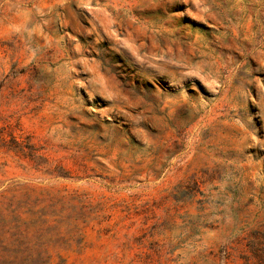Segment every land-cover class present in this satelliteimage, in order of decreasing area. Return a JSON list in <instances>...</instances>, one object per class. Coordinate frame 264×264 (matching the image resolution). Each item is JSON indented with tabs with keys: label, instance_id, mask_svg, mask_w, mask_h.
<instances>
[{
	"label": "rangeland",
	"instance_id": "rangeland-1",
	"mask_svg": "<svg viewBox=\"0 0 264 264\" xmlns=\"http://www.w3.org/2000/svg\"><path fill=\"white\" fill-rule=\"evenodd\" d=\"M0 264H264V0H0Z\"/></svg>",
	"mask_w": 264,
	"mask_h": 264
}]
</instances>
